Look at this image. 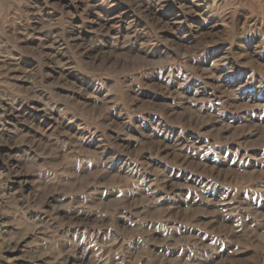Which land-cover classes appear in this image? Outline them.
I'll return each instance as SVG.
<instances>
[{
  "label": "rangeland",
  "instance_id": "374dc122",
  "mask_svg": "<svg viewBox=\"0 0 264 264\" xmlns=\"http://www.w3.org/2000/svg\"><path fill=\"white\" fill-rule=\"evenodd\" d=\"M0 264H264V0H0Z\"/></svg>",
  "mask_w": 264,
  "mask_h": 264
}]
</instances>
